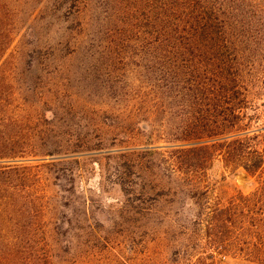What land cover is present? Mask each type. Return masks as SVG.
<instances>
[{
	"label": "rangeland",
	"instance_id": "obj_1",
	"mask_svg": "<svg viewBox=\"0 0 264 264\" xmlns=\"http://www.w3.org/2000/svg\"><path fill=\"white\" fill-rule=\"evenodd\" d=\"M55 5V0H0L1 40L8 48L0 62V115L8 134L0 138L24 146V158L14 163L42 167L33 174L34 185L27 184L19 191L31 219L27 222L34 223L40 239L54 241L56 264H139L142 252L152 250L169 257L177 248L169 241L170 226L186 228V236H179L185 243L189 236L205 239L217 208L231 210L226 218L237 223L227 237L243 228L247 238L244 254L264 257V163L257 172L248 174L233 170L234 163L227 165L222 156L217 158L209 164L204 192L195 200L190 199L188 187L176 190L178 195L170 194V178H154L145 172L134 176L135 171L128 167L133 160L150 169L153 158L142 153L121 160L107 156L113 151L129 153L142 148L164 152L170 148L145 147L151 141L168 139L160 109L151 105L146 113H137L145 114L147 124H152L145 132L139 129L141 119L133 124L125 120L128 110L138 109L133 96L140 91L141 82L148 84L150 75L141 69V65L150 67L148 55L141 59L135 43L126 47L112 44L107 26L101 30L108 40H104V33L94 36L93 28L87 36L77 34L76 14L70 11L59 19ZM257 44L247 43L248 49L263 53L264 40ZM123 53L128 54L126 62ZM244 69L247 84H256L260 99H264V59L245 64ZM108 93L128 94L129 102L107 101ZM260 114L264 124V108ZM254 130L249 135L256 134L258 139L250 146L264 156V127ZM69 144L78 160L67 168L73 169L72 177L65 164L50 168V158L35 157L36 152L49 148L62 154ZM59 158L62 156H56ZM58 171L64 176L61 181L55 180ZM57 184L71 192L63 195ZM160 188H165L166 195L157 196ZM253 218L259 220L257 229L251 228ZM55 224L60 233L53 239ZM257 233L260 248L255 246ZM234 253H238L236 247H230L222 252L225 258L218 259L221 264H257L233 257Z\"/></svg>",
	"mask_w": 264,
	"mask_h": 264
},
{
	"label": "trees",
	"instance_id": "obj_2",
	"mask_svg": "<svg viewBox=\"0 0 264 264\" xmlns=\"http://www.w3.org/2000/svg\"><path fill=\"white\" fill-rule=\"evenodd\" d=\"M55 2L59 19L68 16L70 11L76 14L77 34L87 36L89 28H93L96 29L94 36L104 33V40H108L105 31L101 30L107 26L112 44L126 47L135 43L141 51V59L148 55L150 67L141 65V69L150 75L147 77L148 84L141 82L140 91L133 96L138 109L132 111L127 108L125 120L126 124H131L133 120L141 119V124L145 123L146 128L140 124L139 129L145 132L152 124H147L145 114L137 113H146L151 105L154 109H160L162 128L168 139L151 141L145 147L155 149L166 145L170 148L161 152L159 149L142 150L136 146L140 148L138 152L113 151L107 156L121 160L138 153L145 154L153 158L152 168L147 169L132 160L128 167L135 171L134 176L145 172L154 178H170V194L178 195L176 190L188 187L192 195L190 199L195 200H199L204 192L203 179L209 164L221 156L227 165L234 163L233 170L240 169L250 174L261 169L264 156L260 150L250 146L258 135L250 136L249 133L264 127L260 114L264 99H260L261 91L256 89V84H247L244 67L245 64L264 59V52L249 50L247 46V43L259 45L257 43L264 40V36H246L243 33L264 34V0ZM1 38L3 34L0 32V62L8 49ZM122 59L127 60L128 54L125 53ZM125 84L127 87V82ZM251 91L257 94L254 96ZM129 99L128 94L116 96L108 93L105 96V100L114 103L121 101L120 104L128 103ZM4 124L6 122L1 114L0 137L8 134L7 124ZM192 143L197 145L181 146ZM70 149L69 144L61 154V150L49 148L36 152L39 154L35 157L50 158L51 164L47 165L50 168L63 163L68 170V166L78 163L73 158L75 152ZM24 150V146L14 140L0 138V264H56L54 241L45 237L40 239L34 230V223L27 222L31 219L26 216L27 209L23 206L25 198L20 191L27 184L34 185L33 174L42 167L14 163L24 158ZM59 155L62 158L56 159ZM68 172L72 177L73 169ZM122 173L118 170L119 175ZM56 176V181L64 177L60 176V171L56 172ZM57 185L62 187L60 191L63 195L71 192ZM118 185L123 189L122 184ZM158 195H166L165 188H160ZM64 197L66 201L67 198L70 200L69 196ZM32 212L30 208L31 215ZM230 212L229 209L217 208L214 219L207 226V234H203L205 239L189 236L186 238L187 244L179 238L180 234L186 236L183 232L186 228L178 226V231V227L170 226L169 241H173L172 246L177 248L169 257L153 250L149 254L142 252L140 255L139 252V264H221L218 257L225 258L222 252H227L230 247H236L238 251L233 257L264 264V257L252 258V255L244 254L247 238L243 228L234 231L237 233L235 236L227 237L232 227L235 229L237 225L226 218ZM240 213L244 215L245 208L241 207ZM258 221L251 219V228L257 229ZM59 233L58 224H55L53 239ZM257 236L259 238V233ZM260 241L259 238L255 245L257 248L261 246ZM68 245L69 251L70 242Z\"/></svg>",
	"mask_w": 264,
	"mask_h": 264
}]
</instances>
